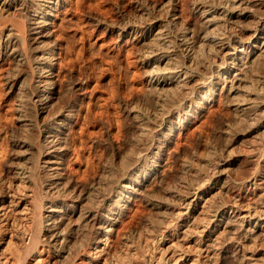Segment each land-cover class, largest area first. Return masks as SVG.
Segmentation results:
<instances>
[{"label": "bare ground", "instance_id": "bare-ground-1", "mask_svg": "<svg viewBox=\"0 0 264 264\" xmlns=\"http://www.w3.org/2000/svg\"><path fill=\"white\" fill-rule=\"evenodd\" d=\"M20 1L0 0V54L16 57V71L23 68L21 74V69L16 73V78L20 74L18 82L16 79L18 121L25 120L28 102L36 105L35 113L45 120L42 143L37 145L38 155H29L31 147L26 140L17 141V160L8 164V170L18 184L0 198V216L4 217L5 224L16 225V218L9 217L12 212L29 218V241L23 244V251L33 253L42 244L52 248L61 260L74 257V262L86 252L97 258L91 264H117L120 261L115 255L117 244L121 238L125 242L128 240L129 235L125 231L129 224L127 217L134 215L127 210L133 201L139 199L157 216L152 244L145 250L139 249V257H133L137 253L136 244L126 242L129 244L124 251L128 257L125 256L134 264H264V172L259 170L257 158L254 157L252 171L240 178L241 191L231 197H225L224 187L218 186L223 173H217L209 183L210 180L205 179L198 167H193L187 184L182 183V190L176 191L163 184L162 194L156 196L153 194L156 190L150 193L146 185L152 178L163 181L162 173L154 169L162 160L168 142L174 139L172 137L189 117L202 116L209 101L223 99L241 115L251 111L256 117L260 113L264 119V68L254 69L264 56V0H132L133 13L118 9L122 16L120 21L109 22L101 16H88L93 26L115 31L120 39L128 37L132 40L130 53L136 54L139 66L144 69V73H140L144 75V86L152 92V104L143 109L139 102V105H129L132 102L129 101L126 113L132 129L130 137L112 150L113 158L107 159L98 173L92 175L86 189L78 184L71 191L68 189L69 193L67 190L66 195L71 201L65 211L58 208L59 205L49 204L45 212L36 207L19 209L25 198H18L17 194L20 189H26L25 183L31 184L37 178L40 169H47L48 188L45 189L53 191L55 183L56 186L61 184L62 165L70 151L78 156L81 153L75 128L82 117V100L87 84L83 77L78 78L80 76L70 80L71 73L65 81L56 78L57 73L61 76L70 70H66L67 60L65 62L61 56L59 36L55 37V18L63 8L75 9L80 15L90 13L84 10L85 0H24L26 16L14 19V11L22 5ZM178 24L176 36H172L176 29L173 26ZM177 48L187 51L198 49L195 50L197 53L206 49L211 56L207 73L211 74L201 75L196 71L199 66L196 65V70L193 68L194 60L201 58H195L194 52L182 58V51L180 57L183 60H180L177 53L180 49ZM192 98L196 100L195 105L190 101ZM180 104L185 107L180 108ZM177 105L179 109L173 112ZM172 112L175 117H171ZM117 128L119 140L123 133L120 125ZM80 134L84 136V131L81 130ZM68 166L72 168V164ZM84 170L86 177L90 168ZM65 183L66 187L68 184ZM128 227L130 229L131 226ZM12 234H8L9 241ZM5 248L0 246V250L5 251ZM42 260V257H35L33 262L41 264ZM18 263L16 259V262L7 264Z\"/></svg>", "mask_w": 264, "mask_h": 264}, {"label": "rangeland", "instance_id": "rangeland-1", "mask_svg": "<svg viewBox=\"0 0 264 264\" xmlns=\"http://www.w3.org/2000/svg\"><path fill=\"white\" fill-rule=\"evenodd\" d=\"M74 1L77 2L79 0H74ZM84 2H86L85 3L86 8H84V10L86 9V12L88 10L90 14L86 15V13L85 14L83 13L80 15L75 9L73 10V9L63 8L60 11L59 15L55 18L56 26L54 27V29L56 30L55 37L57 38L59 36V38L57 39L59 40L60 43V52H62L61 56L63 57V59H65V62L67 60L65 66H67L68 68H66V70L68 71L69 69L71 71V72L65 71L66 74L63 73L61 74V76H59L58 75L59 73H57L56 76L57 80L65 81L67 79L66 76H68V74L71 73L72 75L70 74L71 75L70 80L72 79L75 80L83 77L82 79H85L87 82L86 90L84 92L85 96H83V100H82L83 101L82 117L80 118V123L75 128L76 136L78 137L79 140L78 146L79 149H81L80 150L81 153L78 156L77 154L73 155L72 151H70L67 158L64 160V165H62L63 172H61L60 169L61 172L60 180L62 185L61 184L58 185L59 190L58 189L56 190V188L58 187L56 186L57 185L56 183L54 184L55 189L53 191L50 189L49 190L45 189L47 187L46 184H48L47 183L48 172H46L47 169L38 170L37 178H35L34 181H31V184L28 182L25 183V185L27 184L29 186L27 187L26 185V189L24 190L20 189V192H18L17 194L18 198L19 197L22 199L25 198L24 203H22V205L18 207L19 209H21L22 207L31 210V209H35L36 207L37 209H40V211L42 210L43 212H45V210H47V208L51 204H54L56 206L59 205L58 208L61 209L63 208L62 210L65 211L67 207V203L71 201L70 198L67 197L66 195L67 190L68 189L72 190V188L74 189V186H77L78 184L79 185L81 184L80 188L82 187L83 189H86L88 187L87 183H89L90 179L95 174L98 173L97 171H99V168L101 169L103 163L107 159L113 158L112 150L114 148H117L116 146L121 145L124 140L130 137L132 133V129L129 123L130 120L128 118L129 115L126 113L128 106L131 104L139 105L140 103L141 105L139 106H142V108L143 107L148 108L152 104V102L150 103V101H152V92L148 91L149 89H147V87L144 86L145 84L143 83L144 75L142 73H144V69L139 66L138 61L134 56L136 54L131 55L130 53L131 51L130 46H132L133 43L132 40L129 39L128 37H123L120 39L119 37H117V33H115V31H108L104 29L102 26H95V25L93 26V22L91 21L92 19L88 17V16L96 15L95 17L101 16L100 18L107 19V21L109 22L112 20L120 21L122 16L118 14L119 13L118 9L119 8L121 10L123 9L125 13L131 14V11L133 10L132 8L133 1L132 0H85ZM20 3L22 5H20L19 10L18 9L15 10L13 16L11 15L14 19L22 18L23 16L25 17L27 14V9H25L26 5L24 3V0H21ZM87 6H89V8ZM100 9L103 10L100 11ZM107 10L108 11L110 10L109 11L110 13ZM76 14L79 15L78 16L79 18L77 17ZM173 27L176 29L173 30L172 36H176L174 33H176L175 30H177L178 27H180V24ZM179 49H178L179 52L177 53L180 60H183L182 58H184L187 54L194 52L195 58L201 57L203 60H201V58L195 59L194 60L195 64L193 65V68L195 70L197 68L196 71L201 75L205 74L207 76L211 74V73L210 74L207 73L209 71V68L207 69V66L210 65L211 56L209 57L208 55L209 53L206 49L198 53L195 52V50L197 51L198 49H193L194 51L193 50L187 51L186 49L183 50V48H179ZM182 51L184 52V54ZM69 52L70 54H68ZM202 52H206V53H202ZM180 53L183 54V56ZM201 53L203 54V56L207 54L210 59L207 56L204 57L201 56ZM180 55L182 56V58L180 57ZM11 57L12 56L5 57L2 56V54H0V160H1L0 161V198L4 197L7 191L10 190V188L13 189L16 188L18 184L17 183L18 181L13 178L11 172H9L8 170V164L12 161L17 160L15 159L17 152L16 150L19 149L17 141L20 139L26 140L28 144H30L29 148L33 147L32 149L30 148L29 155H33V154L38 155L37 145L42 143V139H43L42 126L43 128L45 126V124H43L45 121L44 118L43 117L41 118V116H37V114L35 113L37 107L36 105H34V103L31 102H28L26 105L27 108L25 109L26 110L25 120L23 122L18 121V116H17L18 96L16 94V90H17L16 79L18 82V80L20 79V77L18 79V76L21 74L20 72L23 71V68L22 69L20 68L21 69V70L19 69L20 71L18 70L20 74L17 75L16 78V73L18 72L16 71V67H17L16 57H12V58ZM202 63L203 64L205 63L204 66ZM196 65L199 67H196ZM255 67H256L254 68L255 70L264 68V56L261 57L260 61H258V64ZM13 74H15L14 75L15 77L13 76ZM136 75L138 76L136 77ZM12 83L14 84L11 86ZM145 92L147 93L145 94ZM178 93H179L178 96L182 95L180 92ZM138 97L142 100V102H140L141 100ZM129 101L132 102L130 103ZM190 101H192V105H195V101H196L195 98H192V100ZM225 102L226 101L223 99H221V101L219 99L216 102L209 101L204 106L206 109H203L202 116L196 114L197 116L194 115L192 117H189V119L184 123L185 125L183 124L182 128L178 131V133L172 137L174 139H171L168 142L162 160L156 163L154 169V171L158 173L161 172L162 178L164 177V179L162 182L158 180L157 182L156 179L152 178L151 182L149 181L146 184L148 186L147 189L150 190V193H153L156 190L153 194L156 196L157 195L160 196V193L162 194L163 192L162 187H165L166 185H169V187H171L172 189L175 188L174 190L176 191L178 189L182 190L183 184L185 185V183L189 180V177L191 176L192 169H194L193 167L195 168L198 167L199 169H201L200 171L203 172V176L205 177V179H208V181L212 177L214 178L217 173L218 174L223 173L222 177L218 182V186L224 187L225 193L223 192V194L225 197H231V195L233 196L236 193H239V191H241L242 185L240 184V180H241L240 178H242L245 175H248L252 171V169L254 168L253 163L255 158H257L255 160H259V165H260L258 166L259 170L264 172V158H263L264 157V134H263L264 119H262L260 113H258L256 117V115L254 116V113H251V111L249 112L250 114L246 112L247 115L246 113H243V115H241L242 113H237L231 106L227 104V102L226 103ZM178 105L176 106V108H173V112L179 109L180 106H181L180 108L185 107L184 105L181 104L180 106ZM173 112L171 113V117H175V115H173L174 114ZM239 116L242 118H240ZM257 119L260 120L258 121ZM253 123L255 125H253ZM119 125L123 135L118 140L116 137L117 136L116 133L118 132L117 127H119ZM81 130L84 131V136H81L80 134ZM123 131L126 132L124 133ZM117 142H119V144ZM34 148L35 150H33ZM183 162L185 163L184 167H183ZM68 164H72L73 169L69 167ZM222 168L225 171H223ZM84 169L89 170L88 175H86V177L84 176L85 175L83 172L85 171ZM62 180L67 182L68 185ZM82 182L87 186L85 187ZM63 183H65L67 186L65 187ZM209 183H211V180ZM163 184L166 185L164 186ZM173 184H175V186ZM69 185L71 188H69ZM61 186L62 188H60ZM133 202L131 203L129 208L131 210L128 209L127 213L129 214L134 213V215L132 217V214L131 215L127 214V216L129 215L127 217L129 224H127L125 231L129 235L128 240H126V242L128 241L129 243L134 242L137 247L136 250L137 252L139 251V249L140 251L145 250L149 244H152L153 241L152 238L154 237L153 233L155 232L154 230L155 227L153 226L157 215L155 214V212H153V210H151L145 204L143 200L141 201L138 199ZM141 206L143 207L141 208ZM136 210L138 211L136 212ZM135 212L137 214H135ZM9 217L11 219L16 218L17 221H15L16 222L15 226L12 227L10 225L5 224L4 217L0 216V246L2 248H5L4 246L7 244L6 248L4 249L5 251L0 250V252L2 251V253H0V264L13 263L16 262V259L17 262H19L18 264H22V263L34 264L33 259L35 257H39V258L42 257L43 263L41 264H91L92 262L95 263L97 261L96 260L97 258H95L91 253L88 252H87L88 254H86V252H83V254L80 256L81 258L76 259V261L74 260V262H73L74 257L70 259L66 258L61 260V258L59 259L58 257L55 256L54 252L52 251L53 250L52 248L42 244L39 245L38 248H36V250L33 251V253L32 252H30V254L29 253L27 254V252L25 253V251H23L24 249L22 248H23V244L29 241V236H27V234H29L28 232L30 231L29 229H31V223L29 221V218L27 219L20 217L19 215L15 214V212L10 213ZM134 217L135 219H131ZM129 225L131 226L130 229L128 227ZM9 227L11 228L9 229ZM26 230L28 231L26 232ZM9 232L13 233L12 234L13 236L10 239L11 241H9L8 238L10 236L8 235L10 234ZM88 236L89 235H87V238ZM6 241L8 242L6 243ZM126 242L125 239L121 238L117 244L118 252L115 255L118 258V261L120 260L117 264H128V262L129 264H134L133 261L131 262L127 258L128 255L125 254V251H127L126 249L128 248V244H129V243L127 244ZM69 244L73 246V242H70ZM123 245H125V247ZM142 247L145 248L143 249ZM139 256H140L139 252H137L135 256L133 255V257L135 258ZM121 260L123 261L121 262Z\"/></svg>", "mask_w": 264, "mask_h": 264}]
</instances>
